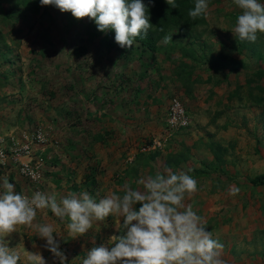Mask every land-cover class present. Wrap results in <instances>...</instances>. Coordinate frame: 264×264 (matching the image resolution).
<instances>
[{
	"label": "rangeland",
	"instance_id": "obj_1",
	"mask_svg": "<svg viewBox=\"0 0 264 264\" xmlns=\"http://www.w3.org/2000/svg\"><path fill=\"white\" fill-rule=\"evenodd\" d=\"M208 4L205 25L194 36L171 29L172 41H160L150 53L135 42L121 48L112 30L98 31L87 17L77 20L54 6L32 12L20 0H0V133H43L42 180L35 187L58 200L87 191L99 201L122 194L126 185L140 187L139 179L157 172L187 173L198 191L184 203L223 245L225 264H264V185L249 182L264 174V105L251 104L242 87L249 78L252 96L264 95V34L254 43L240 41L232 33L239 11L232 0ZM78 48L83 52L76 54ZM256 70L262 74H252ZM173 98L189 124L167 133ZM153 139H161V147L143 152ZM5 176L18 193L35 188L0 169ZM231 187L239 193L231 195ZM45 223L53 225L70 264H80L92 247L109 245L119 229V218L109 216L73 238L66 219L39 210L33 224ZM4 239L20 253V264L25 251L59 264L34 226H18Z\"/></svg>",
	"mask_w": 264,
	"mask_h": 264
},
{
	"label": "clouds",
	"instance_id": "obj_2",
	"mask_svg": "<svg viewBox=\"0 0 264 264\" xmlns=\"http://www.w3.org/2000/svg\"><path fill=\"white\" fill-rule=\"evenodd\" d=\"M42 6H54L70 12L77 19L93 20L100 32L112 30L121 48H132L137 37L146 38L153 28L148 6L143 0H40ZM152 0H149V4ZM239 10L232 33L240 41L254 43L264 34V2L232 0ZM173 8L175 0H168ZM208 0H195L188 16L196 20L206 16ZM159 31H163L160 28ZM172 41L165 36L164 44ZM38 139L43 140V135ZM2 155V154H0ZM26 174L35 175L32 172ZM0 182V264H20L21 255L10 249L5 237L18 226L35 227L45 249L59 261L70 264L53 233L52 224H33L39 210H50L55 217L67 220L68 234L85 235L94 222L109 216L119 218V229L109 237V245L92 247L80 264H225L223 245L213 238L193 207L185 205L186 194L198 191L197 180L187 173L157 172L137 181L140 187L125 186L122 194L109 193L97 201L87 191L56 195L39 191L31 195L18 193L5 176ZM239 188L231 187L236 195ZM26 264H47L39 251H25Z\"/></svg>",
	"mask_w": 264,
	"mask_h": 264
},
{
	"label": "built area",
	"instance_id": "obj_3",
	"mask_svg": "<svg viewBox=\"0 0 264 264\" xmlns=\"http://www.w3.org/2000/svg\"><path fill=\"white\" fill-rule=\"evenodd\" d=\"M164 122L167 133L188 126L189 117L177 99L170 100ZM40 135H43L40 130H33L30 133L14 131L0 133V154H2L0 155V169H7L14 173L31 187L39 185L42 180L44 162L40 150L45 139H38ZM160 147L161 139H153L141 150L148 152ZM29 171L35 175L26 174ZM36 191L40 192L39 188L32 189L31 194Z\"/></svg>",
	"mask_w": 264,
	"mask_h": 264
},
{
	"label": "trees",
	"instance_id": "obj_4",
	"mask_svg": "<svg viewBox=\"0 0 264 264\" xmlns=\"http://www.w3.org/2000/svg\"><path fill=\"white\" fill-rule=\"evenodd\" d=\"M143 2L148 6L150 17L149 22L153 28L149 29L146 38L137 37L134 42L150 53L156 51L159 42L164 39L169 30L176 29L181 37L191 38L194 36V33L198 28L205 25V16L197 18L196 20H193L188 16L189 10L194 7L195 0H175L177 5L175 8H173L171 4H168V0H152L151 4H149V0H143ZM20 3H22L23 9H27L32 12L34 10L37 11L38 7L42 6L40 0H20ZM49 6L42 7L45 9ZM19 13L22 12L19 11ZM160 28H163V31H159ZM112 33H114V31H112ZM79 52H83V48H78L76 50V54ZM252 74L259 76L262 72L260 70H256ZM250 83H252L251 79L247 78L242 86L246 88V95L249 98L248 101L255 106H263L264 95H259L254 98L252 96ZM238 88L240 87H237L236 91H238ZM237 98H239V95H237ZM150 142L151 141H148V145ZM155 152L157 151H150L148 153ZM85 178L87 183H92V180H94L90 174H86ZM249 182L252 186L264 185V174L254 176Z\"/></svg>",
	"mask_w": 264,
	"mask_h": 264
},
{
	"label": "crops",
	"instance_id": "obj_5",
	"mask_svg": "<svg viewBox=\"0 0 264 264\" xmlns=\"http://www.w3.org/2000/svg\"><path fill=\"white\" fill-rule=\"evenodd\" d=\"M262 249H263V251H264V247H263Z\"/></svg>",
	"mask_w": 264,
	"mask_h": 264
}]
</instances>
